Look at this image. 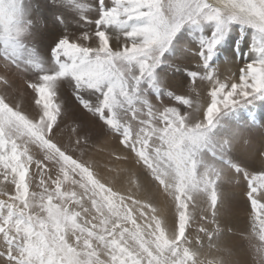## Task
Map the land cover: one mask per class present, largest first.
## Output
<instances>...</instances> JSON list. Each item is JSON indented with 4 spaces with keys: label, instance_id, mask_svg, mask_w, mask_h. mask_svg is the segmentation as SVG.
Instances as JSON below:
<instances>
[{
    "label": "snow or ice",
    "instance_id": "6c2138e0",
    "mask_svg": "<svg viewBox=\"0 0 264 264\" xmlns=\"http://www.w3.org/2000/svg\"><path fill=\"white\" fill-rule=\"evenodd\" d=\"M50 6L76 13L83 30L65 27L46 60L36 43L39 5L0 0V58L5 68L36 74L28 86L38 108L26 113L0 93V264H226L224 257L207 258L199 233L208 249L231 255L217 246L218 217L222 185L239 177L254 213L250 233L241 236L255 264H264V168L249 171L233 159L238 143L251 142L231 123L240 110L264 102V0H52ZM54 15L65 23L63 13ZM234 33L238 46L249 35L250 44L238 79H221L219 57ZM186 54L197 60L195 70L176 63ZM235 54L239 59V47ZM181 71L197 98L200 83L208 82L206 107L169 90L168 74ZM0 82L9 86L4 77ZM65 87L150 174L170 201L172 219L149 200L114 190L90 163L74 158L70 152L83 153L87 135H77L71 149L57 140ZM165 96L191 111L168 106ZM250 155L264 165V148ZM197 209L217 226L200 225L192 237L186 233Z\"/></svg>",
    "mask_w": 264,
    "mask_h": 264
},
{
    "label": "rangeland",
    "instance_id": "374dc122",
    "mask_svg": "<svg viewBox=\"0 0 264 264\" xmlns=\"http://www.w3.org/2000/svg\"><path fill=\"white\" fill-rule=\"evenodd\" d=\"M32 2L38 4L40 8L36 38L37 47L39 54L47 60L50 58L52 46L56 39L64 33L65 27L69 31L79 35L83 30L80 27L83 21L74 12L52 8L50 6L52 0H32ZM85 2L95 4L96 0H85ZM54 13L56 15L63 13L65 23L61 24L56 21ZM89 18L94 19L95 14H90ZM238 38L239 36L236 33L230 35L227 48L219 57V74L221 79L232 75L238 79L239 69L244 63L243 53L248 51L250 44V35L248 37L245 36L244 41L239 46L236 44ZM112 43L115 44V41L113 40ZM191 46L194 48V43ZM237 47L240 49L239 59H237L235 54ZM225 57L231 63H226ZM176 63L182 69L187 67L188 70H195L197 60L192 58L190 54H186L183 57H179ZM0 77H4L9 82V86H5L0 82V93L6 92L13 103L19 102L21 108L26 113L38 111L35 105L36 94L28 86L30 82L36 81V74L25 73L11 65L5 68L3 58H0ZM166 82L170 86L169 90L178 95H189L194 101H198L204 107L209 102L208 91L210 85L207 81L200 83L197 89L199 92L198 98L188 87L190 81L185 79L183 71L175 75L169 73ZM61 99L63 101V113L59 118V123L60 128L64 129V131L57 137V140L61 144L68 145L71 149L77 135H87L89 141L84 147L83 153L80 150L70 152L74 158L90 163L92 170L97 174L98 178L102 182L112 186L114 190H119L122 193L131 191L134 194V198L149 200L158 209L163 210L169 219H172L173 209L169 199L162 192L158 191L157 183L142 165L136 163L134 155L124 149L119 142V137L107 130L106 126L97 118L93 117L90 113H86L81 108L72 95L71 88L65 87L63 89ZM163 100L168 106H177L181 111H191L183 105H178L176 101L166 96ZM153 102L159 104V101H156L155 98H153ZM232 119L231 123L240 124L241 131L251 142L249 148H246L243 143H238L233 151V159L240 163L242 167L246 166L249 171L261 170L264 168V165H261L259 160L251 158L250 153L253 149L264 148V105L258 101L251 110H240ZM73 127H77L78 129L75 134L72 132ZM38 158H42V153L38 154ZM33 170H35V166H33ZM137 185H139V188H137ZM10 188L14 189V186H10ZM222 191L224 193V209L218 217L222 234L217 241V246L220 249L229 250L231 255H227L225 251L217 252L215 249H208L207 238L202 233H199L204 243L203 251L208 254V259H213L217 256L224 257L226 264H255L248 241L241 236V233L244 236L250 233L251 220L254 216L245 195L246 181L242 177H239V183L224 184L222 185ZM204 215L206 218L202 220L201 213L197 209L195 218L186 235L192 237L197 235V229L200 225H204L209 229L217 226L210 222V213H205ZM0 244H2V241H0Z\"/></svg>",
    "mask_w": 264,
    "mask_h": 264
},
{
    "label": "bare ground",
    "instance_id": "6f19581e",
    "mask_svg": "<svg viewBox=\"0 0 264 264\" xmlns=\"http://www.w3.org/2000/svg\"><path fill=\"white\" fill-rule=\"evenodd\" d=\"M228 43H229V38H228V40H227V42L225 43V45H224V47L222 48V50H221V52L222 53H224L225 52V50H226V48H227V45H228ZM227 76H228V74H227ZM262 105H264V102H260ZM259 119V118H258ZM254 135V134H253ZM261 136V135H260Z\"/></svg>",
    "mask_w": 264,
    "mask_h": 264
}]
</instances>
